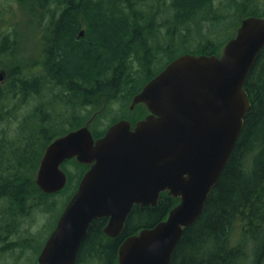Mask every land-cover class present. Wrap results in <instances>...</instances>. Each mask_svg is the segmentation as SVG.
<instances>
[{
    "label": "trees",
    "instance_id": "trees-1",
    "mask_svg": "<svg viewBox=\"0 0 264 264\" xmlns=\"http://www.w3.org/2000/svg\"><path fill=\"white\" fill-rule=\"evenodd\" d=\"M36 1L49 17L43 35L45 74L43 83H37V76L29 77V97L43 91L60 99L56 104L66 106L97 102L101 96L110 103L118 95L135 92L178 57L174 55L178 48L183 54L219 55L228 39L216 41L208 36H217L214 29L232 17L215 9L214 0ZM233 6L242 19L264 17V0H239ZM206 21L213 28L207 30V36L200 30ZM82 28L84 33L78 37ZM0 38H8L7 32L1 30ZM161 59L162 65L157 67ZM17 83L14 86L22 85ZM244 90L250 108L242 130L201 215L184 229L170 264H264V45L249 70ZM30 118L31 125L26 130L25 124L20 125L15 138L6 140L4 131L0 136V253L13 250L14 245L9 247L13 242L5 237L16 233L32 207L54 205L55 201L48 203L49 198L68 188L69 200L86 169L74 159L66 160L62 164L68 175L66 186L55 194L41 192L35 173L45 147L81 124L77 120L54 132V120L41 123L39 117ZM178 201L164 192L153 207L134 206L117 240H106L100 232L105 219L92 221L74 264H115L122 241L164 220Z\"/></svg>",
    "mask_w": 264,
    "mask_h": 264
},
{
    "label": "water",
    "instance_id": "water-1",
    "mask_svg": "<svg viewBox=\"0 0 264 264\" xmlns=\"http://www.w3.org/2000/svg\"><path fill=\"white\" fill-rule=\"evenodd\" d=\"M82 35V33H81ZM264 45V17L248 16L219 55L182 54L133 98L149 111L133 130L121 120L94 140L87 125L45 148L35 184L54 194L66 184L61 164L90 165L83 174L37 264H74L92 221L105 218L116 237L134 205L155 206L161 193L178 198L167 217L125 238L116 264H170L184 229L202 213L234 148L250 108L244 84Z\"/></svg>",
    "mask_w": 264,
    "mask_h": 264
},
{
    "label": "rangeland",
    "instance_id": "rangeland-1",
    "mask_svg": "<svg viewBox=\"0 0 264 264\" xmlns=\"http://www.w3.org/2000/svg\"><path fill=\"white\" fill-rule=\"evenodd\" d=\"M235 1L239 0H214L215 9H218V11L224 14H231L232 17H229L217 30V36L213 35L209 36L208 38L214 39L216 41H222L225 38L229 40L234 36L236 31V27L234 26L236 23L238 24L243 17L241 14L235 12L236 9L233 6ZM39 6L40 5L36 0H0V31L2 30V32H7L8 38L15 40V42H13V46L15 45L14 47H16V51L11 56H5V54L0 53V68H7L10 70L11 66H24L23 64H28V67L31 68V64L35 63L33 61L37 56L35 52H39L40 49L45 47V44L43 46V42H45L43 35L45 34L46 30L44 27L48 24L46 20L47 15L42 12L43 10L41 6ZM204 23L205 24H203V27L201 26L200 28V30L202 29L201 33L206 34V36L210 35L207 33V30L212 31L213 28L209 26L210 23ZM191 31L194 34L196 33L194 26H192ZM194 43H196V41L192 42V44ZM192 46L194 47L196 44ZM182 50V48H178L174 52V55L179 56L183 54ZM162 59L160 60V63L157 65V67L162 65ZM30 76L33 78L36 76V74L30 73L29 77ZM47 86L52 87L50 84ZM44 95L46 97L49 94L45 93ZM119 96L120 99L117 96L115 99L116 102L113 101L115 104L111 105V109L114 106L119 107L125 104V98H122L121 95ZM31 97L33 96H30L26 109L23 110V113H25L24 116H26V113H29L30 117L34 116L41 118L40 116H43V113H47L46 110H43L41 105V101L46 100V98L32 99ZM108 99L109 98L105 96L103 98H99V100H97V104L94 106L97 107L103 103L107 104ZM59 100L60 99L56 101ZM82 106L83 105L81 104H74V112L68 116V113L70 112L68 110H64L62 104L60 105V103H58L55 105V107L52 105L51 108L53 110L56 109V111H59V117L61 119H58V123H56L55 127H52L51 130L54 132H60L62 129L65 130L66 128L72 126V124H74L77 120H79L78 122L81 124L89 116L87 114V109ZM40 111L41 114H34L40 113ZM56 111L55 115L58 114ZM16 115H21V111H17L15 113V116ZM13 117L14 116L12 115L13 124L8 125L7 127H0L1 131L5 132L6 140L15 138L16 134L18 136L17 132L20 131L19 126L22 125L19 123L15 124ZM72 117L74 118L73 120ZM77 117L79 119H77ZM31 121L32 120L30 119V121L25 123V130L31 125ZM69 169L74 173L73 166L69 165ZM70 194L71 189L68 188L66 192H62L54 197L49 198L48 203L55 201L54 205L45 206L42 204L41 206L35 208L32 207L33 209L31 208V211L28 213V215H25L19 222L18 226L16 227V233L13 235L9 234L7 237H5V239L8 238V242H13L12 244L9 243L11 244L9 247L14 245V248L13 250H8L5 253H0V264H37V256L40 252V249L45 239L51 232L64 206L66 205L68 200L67 198ZM4 244L6 243L4 242ZM80 264H83V261H81Z\"/></svg>",
    "mask_w": 264,
    "mask_h": 264
},
{
    "label": "flooded vegetation",
    "instance_id": "flooded-vegetation-1",
    "mask_svg": "<svg viewBox=\"0 0 264 264\" xmlns=\"http://www.w3.org/2000/svg\"><path fill=\"white\" fill-rule=\"evenodd\" d=\"M13 40L14 39H10V38H6V39L0 38V53L5 54V56H11L16 51V47H14L15 45L13 46V42H15V40L14 41ZM44 44H45V42H43V46H44ZM44 52H45V47H43V49H40L39 52L36 53L37 56L34 58L35 63L32 64L31 68L28 67V64H23L26 67L21 66V65L14 66V67L11 66L10 70H8L7 68H5V69L0 68V94H1L0 95V127H2V126L7 127L8 125L13 124L12 115L14 116L13 118H14L15 124H18V123L19 124H25L28 121H30L31 118L29 116V113H26V116H24L25 113H23V110L26 109L28 100L30 99V97H29V89L30 88L28 86L29 74L30 73L36 74V76L39 79L41 78L40 80L38 79L37 83L38 82L39 83L44 82V74H45L44 70L45 69H44L43 63H42ZM9 78L10 79L12 78L15 80H12V79L10 80ZM16 82H18V83L22 82V85L19 87H16V86H14V83L16 85ZM49 84L51 85V83H49ZM143 86L137 88L135 92H131L130 94H126V95L122 96V98H125V100H126L124 102L125 104H123V106H119V107L114 106L112 109H111V105L115 104V103H113V101H115V99L117 97L114 98V100L112 102L109 103L107 101V104L103 103L97 107L94 106L97 104V102L85 101L81 105H83L82 107L87 109V114L89 116L87 119H85L81 123L80 126L87 125V127H88L89 131L91 132L94 140L102 137L106 133V131L108 130V128L110 126L114 125L115 123H117L121 120L128 122L130 127H131V130H133L138 121L144 119L147 115H149V111L143 103L133 104L134 96L141 91ZM55 88L58 90V87H55ZM18 89H19V91H18ZM23 92H24V95H23ZM54 92L57 93L59 91H54ZM25 93H27V94H25ZM44 94H45V92L42 91V93H40L39 95L36 94V95H32L33 97H31L32 99H34V98H38V99L46 98V100L41 101V105H42L43 110H46L47 113L46 114L43 113L44 115L41 116V118H37V119L41 123L47 122L48 120H50V121L54 120V122H53L54 124L58 123L57 122L58 118L55 117L56 109L53 110L51 108L52 105H54V107H55V104H56L55 102H57V101L55 98H53L52 95L49 94L45 97ZM103 97L104 96H101L100 98H103ZM118 97L120 99L119 95H118ZM20 98H22V99L20 100ZM61 104L63 105L64 110H68L70 112V113H68V116H69L70 114H72L74 112V109H75L74 104H77V103L72 104V106H70V105L66 106L63 103H61ZM92 109H95V110H92ZM89 110H90V112H89ZM17 111H21V115L15 116V113ZM56 112L58 113L57 115L59 116V111H56ZM49 115H50V117H49ZM59 119H61V118H59ZM73 119L74 118L72 117V120ZM77 119H79V118L77 117ZM0 131H1V128H0ZM0 136H4V134L1 133ZM85 166H86L85 171H87L90 168L91 164L90 165L88 164ZM67 177H68V175H67ZM81 177H80V179H81ZM80 179L76 185L74 192L77 189V186L80 182ZM134 206H139V205H134ZM101 219H105V218H101ZM96 220H100V219H96ZM106 223H107V219H105V222L101 224L102 227L100 226L101 227L100 232L103 234V236L106 240L107 239L117 240L118 236L120 235L121 232L116 237H109V236L105 235L103 232V229H104ZM42 247H43V245H42ZM42 247H41V249H42ZM77 254H78V252H77ZM76 258H77V255H76ZM75 261H76V259H75Z\"/></svg>",
    "mask_w": 264,
    "mask_h": 264
},
{
    "label": "bare ground",
    "instance_id": "bare-ground-1",
    "mask_svg": "<svg viewBox=\"0 0 264 264\" xmlns=\"http://www.w3.org/2000/svg\"><path fill=\"white\" fill-rule=\"evenodd\" d=\"M77 1V0H76ZM163 2V1H162ZM74 3V2H73ZM50 4V3H49ZM153 4V3H152ZM46 5V4H45ZM151 5V4H150ZM169 6V5H168ZM47 7V6H46ZM45 7V8H46ZM144 8V7H143ZM161 8V7H160ZM167 8H169V7H167ZM165 11H166V9H165ZM206 11V10H205ZM222 11V10H221ZM51 12V11H50ZM147 12V11H146ZM216 12V11H215ZM227 12V11H226ZM53 13V12H52ZM166 13V12H165ZM228 13V12H227ZM218 14V13H217ZM221 14V13H220ZM58 15H59V13H58ZM218 16V15H217ZM220 16V15H219ZM45 17V16H44ZM48 19H49V17H47ZM156 18V17H155ZM198 18V17H197ZM45 21V20H44ZM136 21V20H135ZM156 21V20H155ZM154 21V22H155ZM225 21V20H224ZM48 22V21H47ZM54 22V21H53ZM157 22V21H156ZM207 22V21H206ZM136 23V22H135ZM55 24V23H54ZM159 24V23H158ZM205 24V23H204ZM217 25V24H216ZM41 26V25H40ZM50 27V26H49ZM203 27V26H202ZM220 27V26H219ZM223 28V27H222ZM225 28V27H224ZM226 28H227V25H226ZM204 30V29H203ZM215 30V29H214ZM216 31H217V29H216ZM225 31V30H224ZM215 32V31H214ZM81 33L83 34L84 33V28H82L81 30H80V32H79V35H78V37L79 36H82L81 35ZM216 33V32H215ZM223 34H225V33H223ZM219 35V34H218ZM209 37V36H208ZM225 37V36H224ZM158 38V37H157ZM210 39V38H209ZM17 40V39H16ZM178 40H179V38H178ZM12 42V41H11ZM10 43V42H9ZM55 44V43H54ZM147 44V43H146ZM151 44H153L152 42H151ZM56 46V45H55ZM150 46V45H149ZM42 47V46H41ZM10 49V48H9ZM12 49V48H11ZM40 49V48H39ZM38 49V50H39ZM37 51V50H36ZM35 53H37V52H35ZM131 53V52H130ZM30 57V56H29ZM34 61V60H33ZM33 64V63H32ZM31 64V65H32ZM16 76V75H15ZM10 79V78H9ZM12 79V78H11ZM10 79V80H11ZM30 80H31V78H29ZM41 79V78H40ZM49 79V78H48ZM12 80H15V79H12ZM46 81V80H45ZM47 82V81H46ZM18 84V83H17ZM19 85V84H18ZM7 87V86H6ZM30 88V87H29ZM55 88V87H54ZM44 88H42V90H43ZM10 90V89H9ZM14 90V89H13ZM21 90V89H20ZM25 90V89H24ZM27 90V89H26ZM30 90H32V89H30ZM5 91V90H4ZM18 91H19V89H18ZM28 91V90H27ZM38 91V90H37ZM9 94V93H8ZM13 94V93H12ZM25 94H27V93H25ZM37 94V93H36ZM1 95V94H0ZM23 95H24V92H23ZM21 96V95H20ZM24 98V97H23ZM22 98H20V100H21ZM26 99V98H25ZM34 124V123H33ZM38 128V127H37ZM26 135V134H25ZM32 135V134H31ZM23 137V136H22ZM20 138V137H19ZM30 138V137H29ZM31 139V138H30ZM20 141V140H19Z\"/></svg>",
    "mask_w": 264,
    "mask_h": 264
}]
</instances>
